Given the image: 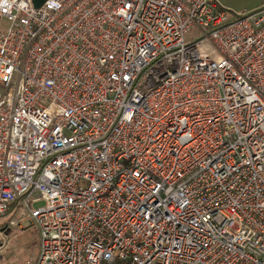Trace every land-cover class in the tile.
<instances>
[{
    "label": "built area",
    "instance_id": "built-area-1",
    "mask_svg": "<svg viewBox=\"0 0 264 264\" xmlns=\"http://www.w3.org/2000/svg\"><path fill=\"white\" fill-rule=\"evenodd\" d=\"M13 204L34 264H264V6L0 0Z\"/></svg>",
    "mask_w": 264,
    "mask_h": 264
},
{
    "label": "rangeland",
    "instance_id": "rangeland-1",
    "mask_svg": "<svg viewBox=\"0 0 264 264\" xmlns=\"http://www.w3.org/2000/svg\"><path fill=\"white\" fill-rule=\"evenodd\" d=\"M226 1L236 10L240 6H252L259 0ZM193 36L189 35L188 38ZM203 49L211 51L205 47ZM42 204L36 202L34 205L41 207ZM27 215L25 208L18 204L7 215L0 217V264H34L39 249V234L37 228L27 222Z\"/></svg>",
    "mask_w": 264,
    "mask_h": 264
},
{
    "label": "crops",
    "instance_id": "crops-1",
    "mask_svg": "<svg viewBox=\"0 0 264 264\" xmlns=\"http://www.w3.org/2000/svg\"><path fill=\"white\" fill-rule=\"evenodd\" d=\"M218 1L225 9H228L230 11H234L235 13H240V12H245V11H253L256 9H259L260 7H262V5H264V0H259L256 4H253L252 6H240L238 9L233 10V6L230 2L226 1V0H221V2L219 0Z\"/></svg>",
    "mask_w": 264,
    "mask_h": 264
},
{
    "label": "water",
    "instance_id": "water-1",
    "mask_svg": "<svg viewBox=\"0 0 264 264\" xmlns=\"http://www.w3.org/2000/svg\"><path fill=\"white\" fill-rule=\"evenodd\" d=\"M46 0H33L34 8H39Z\"/></svg>",
    "mask_w": 264,
    "mask_h": 264
},
{
    "label": "trees",
    "instance_id": "trees-1",
    "mask_svg": "<svg viewBox=\"0 0 264 264\" xmlns=\"http://www.w3.org/2000/svg\"><path fill=\"white\" fill-rule=\"evenodd\" d=\"M14 208V204L13 206L10 207V209L8 210V212L6 213V215Z\"/></svg>",
    "mask_w": 264,
    "mask_h": 264
}]
</instances>
